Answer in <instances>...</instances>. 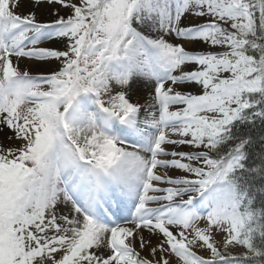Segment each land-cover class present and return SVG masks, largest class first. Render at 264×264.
<instances>
[{
  "label": "snow or ice",
  "instance_id": "snow-or-ice-1",
  "mask_svg": "<svg viewBox=\"0 0 264 264\" xmlns=\"http://www.w3.org/2000/svg\"><path fill=\"white\" fill-rule=\"evenodd\" d=\"M0 264H264V0H0Z\"/></svg>",
  "mask_w": 264,
  "mask_h": 264
},
{
  "label": "rangeland",
  "instance_id": "rangeland-1",
  "mask_svg": "<svg viewBox=\"0 0 264 264\" xmlns=\"http://www.w3.org/2000/svg\"><path fill=\"white\" fill-rule=\"evenodd\" d=\"M20 11H27V8H22Z\"/></svg>",
  "mask_w": 264,
  "mask_h": 264
}]
</instances>
